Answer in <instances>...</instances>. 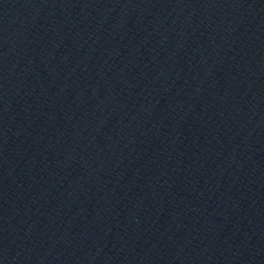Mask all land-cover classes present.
Segmentation results:
<instances>
[{
	"label": "water",
	"instance_id": "water-1",
	"mask_svg": "<svg viewBox=\"0 0 264 264\" xmlns=\"http://www.w3.org/2000/svg\"><path fill=\"white\" fill-rule=\"evenodd\" d=\"M0 264H264V0H0Z\"/></svg>",
	"mask_w": 264,
	"mask_h": 264
}]
</instances>
